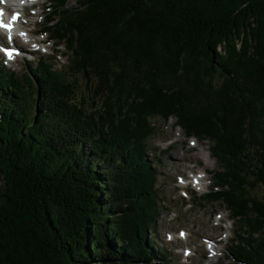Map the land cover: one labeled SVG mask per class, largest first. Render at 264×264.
Returning a JSON list of instances; mask_svg holds the SVG:
<instances>
[{
	"label": "trees",
	"instance_id": "1",
	"mask_svg": "<svg viewBox=\"0 0 264 264\" xmlns=\"http://www.w3.org/2000/svg\"><path fill=\"white\" fill-rule=\"evenodd\" d=\"M65 2L41 31L94 81L98 109L43 59L19 77L0 66V264H168L147 231L146 141L149 119L170 117L211 144L201 201L235 224L231 264H264V0Z\"/></svg>",
	"mask_w": 264,
	"mask_h": 264
},
{
	"label": "rangeland",
	"instance_id": "2",
	"mask_svg": "<svg viewBox=\"0 0 264 264\" xmlns=\"http://www.w3.org/2000/svg\"><path fill=\"white\" fill-rule=\"evenodd\" d=\"M42 1L45 3L39 4ZM36 3L40 7L43 4L44 6L42 9L39 6L28 8L23 14L24 17L20 19L24 23L19 22L16 33L23 34V31L28 33L32 28H38L40 20L45 15V7L49 3L46 0H36ZM74 4V0H66L65 7L71 9ZM10 10L7 12L14 11ZM33 31L35 30L28 34H33ZM28 34L26 36L29 37ZM45 39L46 37L35 40ZM2 44L4 45V42ZM49 44L51 47V43ZM48 46V44L38 46L39 50L34 54H21L11 63H3L0 54L2 60L0 64L19 77L26 71L24 61H29L34 67L38 57L45 58L55 71L63 74L65 80L74 86L72 92L74 103L82 106L83 113H93L98 109V99L93 96L94 81L85 73H76L73 63L68 68L69 59H73V55L71 51L65 50L64 42L54 47L55 52H51ZM28 48L32 49L29 46ZM170 118L166 122L158 118L149 119L155 133L146 141V145L149 154L153 156L151 162L157 169L156 188L159 205L157 218L148 227V236L157 249L165 253L168 264H231L226 248L229 240L234 237L235 224L229 220V213L219 203L206 204L197 199L208 190L210 182L207 173L216 168V162L209 155L206 141H199L193 137L185 138L174 126V118ZM191 177L201 180V187L198 190L192 187ZM254 194L260 193L255 190ZM177 230L185 232L183 239L187 241L176 238ZM208 235H211L210 240L218 241L212 260H208L207 253L201 245V237ZM184 248L191 249L187 258L181 254Z\"/></svg>",
	"mask_w": 264,
	"mask_h": 264
},
{
	"label": "bare ground",
	"instance_id": "3",
	"mask_svg": "<svg viewBox=\"0 0 264 264\" xmlns=\"http://www.w3.org/2000/svg\"><path fill=\"white\" fill-rule=\"evenodd\" d=\"M42 3H44V1H42V2H40L39 4H42ZM0 6L2 7H5V8H7V6H8V4L4 1V0H0ZM39 7H40V5H39ZM10 18H12L13 17V13H10V16H9ZM8 25H7V27H10V25H11V22L8 20ZM20 23H24V22H22V21H20ZM31 30H35V28H32V29H30L29 30V32L31 31ZM28 32V33H29ZM30 37V36H29ZM29 37L28 36H24V38H23V36H19V35H16V34H13V38H14V44H15V47H17V48H19L20 49V53H24L25 51H33V50H31V49H29L28 48V42H29V40L31 41V40H35L36 38H44V37H46L45 35H41V34H39V35H33V36H31V38L29 39ZM39 42H41V41H39ZM48 45L50 46V44L48 43ZM53 44L51 43V46H52ZM54 51V50H53ZM197 181V179H192V181L191 182H196ZM185 237V236H184ZM187 238V237H186ZM211 239V235H208V236H202L201 237V243H203V242H212L213 240H210ZM213 239H215V238H213ZM183 240H185V241H187L186 239H183Z\"/></svg>",
	"mask_w": 264,
	"mask_h": 264
},
{
	"label": "water",
	"instance_id": "4",
	"mask_svg": "<svg viewBox=\"0 0 264 264\" xmlns=\"http://www.w3.org/2000/svg\"><path fill=\"white\" fill-rule=\"evenodd\" d=\"M0 181H1V173H0Z\"/></svg>",
	"mask_w": 264,
	"mask_h": 264
},
{
	"label": "snow or ice",
	"instance_id": "5",
	"mask_svg": "<svg viewBox=\"0 0 264 264\" xmlns=\"http://www.w3.org/2000/svg\"><path fill=\"white\" fill-rule=\"evenodd\" d=\"M15 19V17H13Z\"/></svg>",
	"mask_w": 264,
	"mask_h": 264
}]
</instances>
